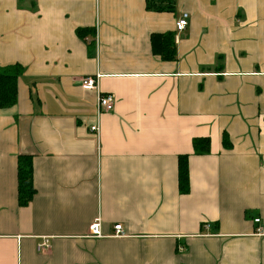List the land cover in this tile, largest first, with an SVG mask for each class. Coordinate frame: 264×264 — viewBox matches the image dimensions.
<instances>
[{
    "label": "crops",
    "instance_id": "0c3cea01",
    "mask_svg": "<svg viewBox=\"0 0 264 264\" xmlns=\"http://www.w3.org/2000/svg\"><path fill=\"white\" fill-rule=\"evenodd\" d=\"M165 34L175 61L153 53ZM0 66L23 69L0 109V264H264V0H0Z\"/></svg>",
    "mask_w": 264,
    "mask_h": 264
},
{
    "label": "trees",
    "instance_id": "16d2710c",
    "mask_svg": "<svg viewBox=\"0 0 264 264\" xmlns=\"http://www.w3.org/2000/svg\"><path fill=\"white\" fill-rule=\"evenodd\" d=\"M82 37L86 32L79 31ZM153 53L165 61L177 60V48L173 34L153 35L151 39ZM23 73L20 66H0V109H10L18 102V82ZM224 144L227 137L224 135ZM194 154L207 155L210 153V140L208 138H195L193 140ZM179 189L181 194L190 191L189 156L179 157ZM36 193L34 187V174L32 157L27 155L18 158V203L20 207L30 204ZM204 226H202L203 230Z\"/></svg>",
    "mask_w": 264,
    "mask_h": 264
},
{
    "label": "built area",
    "instance_id": "2783aa9c",
    "mask_svg": "<svg viewBox=\"0 0 264 264\" xmlns=\"http://www.w3.org/2000/svg\"><path fill=\"white\" fill-rule=\"evenodd\" d=\"M189 21V14L183 13L182 17L176 23V30L178 32H183L188 27ZM100 76H89L82 79V88L86 91H96L98 93V103H97V115H101L103 113H109L114 110L115 107V97L112 94H102L99 90L98 81ZM91 131L97 133L99 131L98 126H92ZM260 219H256L255 223H260ZM209 227V226H207ZM115 234L116 237L124 236L122 225L115 226ZM257 234L264 236V227L259 228L257 230ZM90 235L93 238H101L103 237L101 234V227L100 222L97 220L92 226L90 227ZM46 240L44 243L38 246L39 251L47 250L50 245L47 243Z\"/></svg>",
    "mask_w": 264,
    "mask_h": 264
}]
</instances>
